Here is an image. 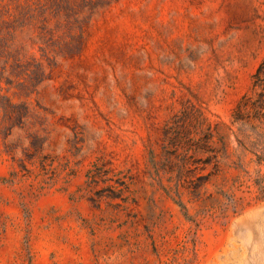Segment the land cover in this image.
<instances>
[{"label": "rangeland", "instance_id": "obj_1", "mask_svg": "<svg viewBox=\"0 0 264 264\" xmlns=\"http://www.w3.org/2000/svg\"><path fill=\"white\" fill-rule=\"evenodd\" d=\"M263 57L264 0H0V264H264L230 132ZM185 107L215 128L198 197L163 148Z\"/></svg>", "mask_w": 264, "mask_h": 264}, {"label": "trees", "instance_id": "obj_2", "mask_svg": "<svg viewBox=\"0 0 264 264\" xmlns=\"http://www.w3.org/2000/svg\"><path fill=\"white\" fill-rule=\"evenodd\" d=\"M197 111L185 107L179 116H175V120L163 131V148H166L165 154L169 158L172 156L178 162L170 164V167H176L182 177L181 185L198 197L201 195L200 187L208 176L217 171L219 159L218 150L211 146L215 128L206 118L198 120L199 115H195ZM230 124V132L238 146L253 156L250 162L261 164L264 161V57L251 75L249 93L243 94L234 106ZM204 154L206 156L201 158ZM99 162L100 159H97L87 172L90 184L105 180L107 170L104 169V163ZM239 162L240 159L233 163ZM209 164H212L213 171L200 174ZM115 183L104 190L112 197H120L124 182L117 178Z\"/></svg>", "mask_w": 264, "mask_h": 264}]
</instances>
